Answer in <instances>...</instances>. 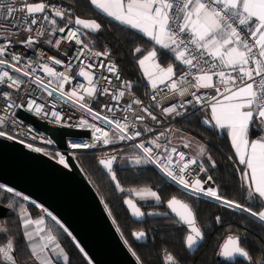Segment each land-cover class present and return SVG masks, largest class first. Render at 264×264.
<instances>
[{"label": "snow or ice", "instance_id": "obj_1", "mask_svg": "<svg viewBox=\"0 0 264 264\" xmlns=\"http://www.w3.org/2000/svg\"><path fill=\"white\" fill-rule=\"evenodd\" d=\"M90 3L119 25L135 30L154 44L153 50L148 51L146 55H143L140 47L135 48L134 54L143 56L138 59V64L143 69L147 84L153 90V101L157 99V91L161 85L182 98L178 105L169 104L163 107L162 111L166 116H183L190 105H199L203 112L210 109V116H206L201 123L210 126L212 130H226L239 163L249 170L242 172L245 181L243 187L248 193V199L253 204L260 205V210H253L252 207L225 198L216 187H205L213 182L211 175L201 178V174L208 173L205 160L210 162L212 168H215L216 164L210 156H204L203 148L200 150L201 159L194 158L171 146V140L166 137L167 130L159 134H155L153 128L148 126H145L143 131L135 130V124L130 126L126 117L124 122L116 118L114 106L104 105L108 112L113 113L108 117L102 116L90 103H86V96L91 102H96L98 97L104 95H111L118 103L125 96V89H130L132 85L130 82L121 81L116 91L107 86H100L101 80L107 85L113 84L108 76L96 75L101 69L111 73L116 80L121 79L118 68L111 61H100L99 64L91 62L93 57L103 56L107 59L110 56L107 49L103 52H92L91 42H85L91 33H98L102 29L101 23L79 16L73 20L70 9L51 3L50 0H0V23L12 24L14 31L18 32L22 28L24 32L29 33L19 41L21 47L34 50L42 37L45 38L43 43L54 48H59L62 41L74 42V45L79 46L74 50L72 58L65 63L54 56L47 57L45 61L43 53L37 60H32L24 53L14 50L16 45L11 36L0 40V100L4 101V107L0 109V112L4 113L0 115V138L17 140V135L5 129L17 125L18 109L32 112L62 127L90 130L92 142H70L73 149L96 148L97 142L107 146L115 144L118 140L136 141L145 133H153L154 139L140 141L134 145L140 154L131 157L130 164L153 165L190 196L199 198L203 195L215 199L225 208L240 210L264 222V0H90ZM58 20L64 22L63 27L58 26ZM58 33L63 35L57 37ZM158 54L161 57L170 55L174 64L162 67L157 60ZM85 55L90 61L86 64L81 59ZM73 60L80 63L74 64ZM53 65L62 66L66 71L58 72ZM75 69L78 71H74ZM38 71L48 77L47 82L43 76L37 75ZM77 77H83L88 86L77 83L74 88L71 87ZM53 82L55 86L50 87ZM185 84H191L194 90L189 92V89L183 86ZM66 85L69 86L68 90ZM202 89L211 91L201 93ZM21 91L26 93L27 97L22 103H16L14 94H17L18 98ZM36 92L46 94L50 99L37 103V98L33 96ZM187 96L191 98L183 99ZM132 103L143 102L137 99ZM62 105L79 108L93 121H102L106 125L114 126L111 129L112 134L105 128L90 123L84 116H81L75 125L68 124L72 117L65 118L61 111L56 110ZM141 111L152 121L158 122L157 115H154L149 107H142ZM136 119L143 123L145 116H138ZM253 132L262 135L250 139ZM162 137L165 138V143H161ZM40 139L49 145L53 143L51 139ZM18 142L25 143L24 140ZM26 146L38 153L44 151L39 147L33 148L30 143ZM183 147L188 148L189 145L186 143ZM54 155L59 156V164L65 168L69 167L65 155ZM116 159L113 155L101 159L99 163L110 174L117 190L123 191L113 170ZM0 190H4L3 185H0ZM6 193L20 196V193L14 192L11 187L6 189ZM143 195L157 202L161 200L158 193L150 189ZM22 199L28 201L29 197L23 196ZM31 203L37 208L40 207L35 201ZM124 203L133 209L132 214L135 217L140 218L143 215L131 199H126ZM8 207L13 209L12 205ZM167 207L179 218V222L189 229L185 237L186 247L191 249L196 246L203 239V235L201 229L196 226L190 205L173 197L167 201ZM43 211L53 222V227L58 226L63 234L71 238L75 247L84 255L87 264H92L91 258L76 241L72 232L50 211ZM216 220L219 222L220 217H216ZM34 223L39 226L43 225L44 221L34 222L27 218V215L22 217L25 237L32 241L38 236L42 241L31 245V256L39 261V264H57L56 257H61L63 264H70V258L65 254L58 237L52 233V228L39 227L29 231ZM145 235L144 232L133 233L136 239H143ZM220 254L229 259L239 256L252 261L250 253L241 246L238 236H229ZM132 255L136 256V253L132 252ZM137 260L140 264L138 257ZM168 261L171 264L174 258L169 255ZM0 264H18L11 242L0 246Z\"/></svg>", "mask_w": 264, "mask_h": 264}, {"label": "trees", "instance_id": "obj_2", "mask_svg": "<svg viewBox=\"0 0 264 264\" xmlns=\"http://www.w3.org/2000/svg\"><path fill=\"white\" fill-rule=\"evenodd\" d=\"M70 4L75 16L93 18L101 23L102 29L98 33H91L95 47L101 52L107 49L117 55L124 75L134 81L135 90L141 97L146 98L150 90L146 78L138 64L141 54H134L137 47L142 49L143 55L153 50L154 44L135 30H129L95 9L89 0H62ZM159 56L163 65L172 64L174 61L168 55ZM206 112L201 110L190 115L177 124L193 136L199 138L207 147V156L215 161L216 167H210V162L205 160L219 193L229 200L236 201L246 207L259 211L260 205L253 204L248 199V193L243 187L241 178L243 167L239 164L235 151L228 139L226 132L219 128L212 130L210 126L201 123L206 117ZM253 134H258L253 132ZM126 150L132 151V148ZM124 154H128L124 151ZM104 153H79L77 160L90 179L94 187L103 196L105 205L115 219L120 231L128 245L136 253L142 264H170L168 256L174 261L171 264H264V222L253 218L240 210H231L221 206L215 199L190 196L182 187H178L169 178L164 176L155 166H134L132 164L116 162L115 173L123 191L117 190L110 174L99 163ZM122 156V155H121ZM117 157V161L121 159ZM206 156V157H207ZM3 185V184H0ZM0 190V203L12 205L15 214L0 219V246L13 245V251L18 264L29 263L32 243L25 237L22 227V217L34 220H43L45 229L52 228V233L58 237L65 254L70 258V264H87L84 255L79 252L75 244L58 226L53 227V222L46 216L41 207L37 208L31 201L23 200V194L16 196L7 194V186ZM142 188L156 191L161 197L159 202L144 203L142 199L134 196V190ZM14 192H17L14 190ZM132 196L144 209L147 218L145 221H136L127 210L124 199ZM178 197L188 202L196 213L205 240L195 253H191L185 244V237L189 229L179 222V219L167 207V201ZM23 209L24 211H22ZM155 213V214H149ZM216 217H220L217 222ZM65 226V225H64ZM35 229L34 224L29 231ZM137 230H146L148 242H140L133 233ZM241 238L242 246L250 253L252 261L239 258L230 263L218 258L219 248L224 239L229 236ZM57 264H63L62 258H56ZM92 264H94L92 262Z\"/></svg>", "mask_w": 264, "mask_h": 264}, {"label": "water", "instance_id": "obj_3", "mask_svg": "<svg viewBox=\"0 0 264 264\" xmlns=\"http://www.w3.org/2000/svg\"><path fill=\"white\" fill-rule=\"evenodd\" d=\"M19 115L48 131L62 148H67V136L90 135L89 130L47 123L22 110H19ZM65 154L69 163L68 168L43 152L38 153L29 149L26 144L0 138V184L29 197L55 215L72 232L94 264H138L137 255L133 256L134 251L128 243H125L126 240L107 209L103 196L91 183L77 159L69 152ZM109 157L111 156H104L101 159ZM116 162L117 159L113 163L114 172ZM121 188L123 189L122 186ZM175 198L182 203H188L181 198ZM126 199H131L143 213L140 218L135 217L132 214L133 209L124 203L133 219L145 221L147 215L137 199L132 196L125 197L124 201ZM190 207L192 208L191 205ZM192 210L196 226L201 229L203 235V239L196 246L188 248L191 253H195L205 240V235L193 208ZM14 214L13 209L0 203V219ZM138 232H144L146 235L145 238L137 240L147 243V232L137 230L134 233ZM229 236L222 242L218 258L221 261L234 263L241 257L229 259L220 254ZM139 262L142 264L140 259Z\"/></svg>", "mask_w": 264, "mask_h": 264}, {"label": "built area", "instance_id": "obj_4", "mask_svg": "<svg viewBox=\"0 0 264 264\" xmlns=\"http://www.w3.org/2000/svg\"><path fill=\"white\" fill-rule=\"evenodd\" d=\"M29 2H31V0H29ZM51 3H54L58 6L62 5L63 8L65 9H70L71 14L74 13V10L72 8L71 5L67 4L66 2L62 1V0H50ZM19 15V14H17ZM58 26L59 27H63L64 26V22L58 20ZM29 35V33H26L23 31V29L21 28L18 32L13 30L12 24L9 23H0V40H3L4 37L6 36H11L12 39L15 42V51L17 53H24L26 55V57L31 58L32 60H37L38 57H40L41 53H43V60H47V57L49 56H54L58 59H62L65 61V63H67V60L69 58H72L73 56V52L76 48H78L79 46L74 45L73 43H69V42H63L61 43L59 48H54L51 47L45 43H43V40L45 39L44 37L40 38L41 42L39 44H37L35 46V49H26L20 46L19 41L21 39H23L25 36ZM63 34H57V37L61 36ZM57 37H53L54 39ZM85 42H91V50L92 52H101L100 50H98L95 46V41L92 37V35L90 34L86 39ZM66 54V55H65ZM81 59H83L85 61V64L90 62L88 57L85 55L83 57H81ZM100 61H104L105 63H108L109 61H111L112 63H114L116 65V67L118 68L119 74H120V80H116L114 76H112L111 73H108L106 70L101 69L99 71L96 72L97 76H108L110 79H112L113 84L112 85H107L103 80H101L100 82V86H107L110 88V90L112 91H116L119 89V85L121 83V81H125V82H130L132 87L130 89H125V96L123 98H121L119 100V102L117 103L116 100H113L111 95H104V96H100L98 97L96 102H91L90 99L86 96L85 97V102L86 103H90V106L95 110L100 112V114L102 116H108L111 117L113 115V113L108 112L107 108L104 107L105 104L111 105L115 107V116L117 119H120L122 122H124V118H127V123L131 126L133 124H135V130H140L143 131L145 126L151 127L153 128L155 134H159L160 132H165L166 130V137L168 140H171V146H173V140H172V135H173V131L175 128H177V124L179 123V121H181L182 119L192 115L193 113L197 112L200 110V106L199 105H190L187 108V113L183 116H166L162 109L163 107H167L169 106V104H179V102L181 101V97H179L178 95H176L173 91L168 90L167 88H164L163 85L160 86V89L157 91V99L155 101H153L151 99V96L153 94V90L150 89L147 93L146 98H143L140 96V94H138V92L135 90V85H134V81L127 79L124 75L123 69L120 65L119 59L117 57V55L110 53V56L107 57V59L103 56L101 57H93L92 61L93 63L99 64ZM74 64H79L80 62L78 60H73ZM53 67H55L56 71L58 72H62V71H66V69L62 66H55L53 65ZM87 70V69H86ZM74 71H78V69H75ZM93 71H96L95 69H93ZM66 74H68L66 72ZM37 75H41L44 77L45 82H47L48 77L45 76L42 72H37ZM83 84L85 87L88 86L87 81L83 78V77H77L75 81H73L71 87H75L76 84ZM55 86V82H53V84L50 87H54ZM184 87H187L189 89V92L193 91L194 89H192L191 84H185L183 85ZM34 87V86H33ZM69 86L66 85V90H68ZM11 91V90H9ZM211 90H206V89H202L201 93L204 92H210ZM81 94H83V91L81 90ZM33 96L35 98H37V103H44L46 99H50L46 97V94H41L39 92L33 93ZM27 97V94L24 93L23 91H21L18 94V98H17V94H14V98L16 99V103H22ZM43 97V98H41ZM186 98H191L190 96H187L183 99ZM141 100L143 103L142 104H134L132 103L134 100ZM209 100H211V95H209ZM129 105H131V107H129ZM149 107L152 111L154 115H157L158 118V122L157 121H152L149 117H147V115L141 111L142 107ZM4 107V101L0 100V109H3ZM50 108V105L48 106ZM19 110H22L23 112H26L40 120H43L47 123H52L55 124L53 122H50L49 119H43L41 117H38L36 115H34L32 112L26 111L24 109H18L16 110L17 112V125L11 127L10 129H5L7 131H11L13 134L17 135V140H24L25 143L23 144H32L33 148L39 147L41 149H43L44 151H42L43 153L51 156L52 158L59 160V156L54 155L55 153H60L61 155H65L66 157V152H69L70 154H72L76 159H77V155L79 153H88V152H102L105 155H114L116 157H118L120 155V153L126 149V148H133L135 149V151H138V149H136L134 147V145L140 141H144L147 142V140L150 139H154L155 136L153 135V133H145L142 137L138 138L136 141H117L115 144H111V145H102L101 143L97 142V147L96 148H92V149H73L70 147V142H92V133L90 131V135L89 136H67V148H62L60 147L57 142L55 141V139L51 136V134L46 131L43 128H39L34 122L22 117L19 115ZM56 110L61 111L62 115L65 116V118H67V116H71L72 119L68 121V124L70 125H75L81 116H84L86 119L89 120L90 123H95L98 126H101L103 128H105V130L109 131V134L111 135V129L114 126L111 125H106L104 124L102 121H93L92 118L90 116L87 115V113L82 112L79 108L76 107H72L71 105H62L61 107L57 108ZM180 111H183V109H178ZM0 115H4V113L0 112ZM145 116V120L143 123H141L138 119H136V117L138 116ZM58 125V124H57ZM61 126V125H60ZM67 128H73V129H80L77 127H67ZM31 129V131H29ZM35 136L37 137L36 139H32V137ZM46 138V139H51L53 140V143L51 145L44 143L40 138ZM165 138H161V143H165ZM179 150L184 151L187 155L192 156L186 149L182 148V147H177ZM193 157V156H192ZM195 158V157H194ZM78 161V160H77ZM206 175H211L209 169H208V173L207 174H201V178H206ZM212 176V175H211ZM208 186H213L214 187V181L210 182L209 185H205V187Z\"/></svg>", "mask_w": 264, "mask_h": 264}, {"label": "rangeland", "instance_id": "obj_5", "mask_svg": "<svg viewBox=\"0 0 264 264\" xmlns=\"http://www.w3.org/2000/svg\"><path fill=\"white\" fill-rule=\"evenodd\" d=\"M172 140H173V146L175 147H183L184 144H188L189 147L188 148H184L186 149L188 152H190V154L197 158V159H201V156H200V150L201 148H203L205 150V153H204V156L207 154V150H206V145L197 137L193 136L192 134L186 132L185 130H182L181 128H175L174 131H173V135H172ZM127 149V148H126ZM124 149L119 156H121V159L118 160L117 162L119 163H126L127 165L130 164V158L133 157L134 155H138L140 154V152L138 151H135V149H133L132 151H129ZM124 151H127L128 154H124L125 153ZM89 153H93V152H89ZM95 153V152H94ZM104 156H112V155H103ZM149 190V189H146V188H142L141 190H134L133 191V194L136 198L138 199H142L144 203H148V202H157L155 201L154 199L152 198H148L146 197L145 195H143L144 193H146V191ZM151 190V189H150ZM153 191V190H152ZM23 197V196H22ZM29 201H33L32 199L29 198L28 202ZM36 205H39L36 203ZM41 209H45L44 207H42L40 205ZM31 220H33L34 222L36 220H34L33 218H29ZM45 223V222H44ZM62 223V222H61ZM34 226H35V229H38L39 227H44V224L43 225H39L37 226L35 223H34ZM34 230V229H33ZM146 231V230H145ZM147 232V231H146ZM44 233H42L43 235ZM32 244L33 243H36V244H39L41 243L42 241L40 240V238L38 236L34 237L32 241H30ZM14 249V248H13ZM57 251H59V249H57ZM57 258V257H56ZM29 263H39V261H36L35 258L33 257V259L31 260V262Z\"/></svg>", "mask_w": 264, "mask_h": 264}, {"label": "crops", "instance_id": "obj_6", "mask_svg": "<svg viewBox=\"0 0 264 264\" xmlns=\"http://www.w3.org/2000/svg\"><path fill=\"white\" fill-rule=\"evenodd\" d=\"M89 2H90V0H89ZM70 5V4H69ZM93 6V5H92ZM94 7V6H93ZM73 8V7H72ZM95 8V7H94ZM96 9V8H95ZM74 10V9H73ZM98 10V9H97ZM101 12V11H100ZM103 13V12H102ZM77 16H75L74 15V13L72 14V18H73V20L76 18ZM80 18H82V19H85V20H95V19H93V18H83V17H81V16H79ZM97 21V20H96ZM147 54V53H146ZM145 54V55H146ZM168 56H170V55H168ZM171 57V56H170ZM141 58H143V56L141 57ZM157 60H158V62H159V56H158V58H157ZM160 63V62H159ZM161 64V66L162 67H167L168 65H163L162 63H160ZM172 64H174V62L172 63ZM141 68V67H140ZM141 71L143 72V69L141 68ZM144 74V73H143ZM146 78V77H145ZM146 82H147V80H146ZM148 85V84H147ZM149 86V85H148ZM149 88L151 89V87L149 86ZM207 114H206V116H210V109L206 112ZM221 131H224V132H226V130H222V129H220ZM226 134H227V132H226ZM259 135H262V133H258V134H253L252 133V135H251V137H250V139H256V138H258V136ZM228 139H229V141H230V137L228 136ZM230 143H231V141H230ZM234 149V148H233ZM206 150H207V147H206ZM235 151V150H234ZM190 153V152H189ZM207 156V154L205 155V157ZM237 158V160H238V162H239V159H238V157H236ZM242 167H243V170H242V172L243 171H249L247 168H246V166L245 165H243V164H241V163H239ZM241 178H242V181L245 183V181H244V179H243V177H242V173H241ZM214 181V180H213ZM214 187H216L217 188V186H216V184H215V182H214ZM20 264V263H19ZM24 264H39V263H24Z\"/></svg>", "mask_w": 264, "mask_h": 264}]
</instances>
